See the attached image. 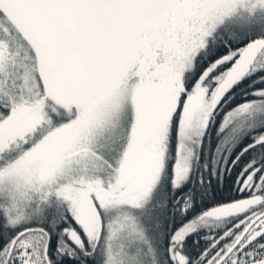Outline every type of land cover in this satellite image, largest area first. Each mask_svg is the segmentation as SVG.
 I'll return each instance as SVG.
<instances>
[{"label": "snow or ice", "instance_id": "obj_1", "mask_svg": "<svg viewBox=\"0 0 264 264\" xmlns=\"http://www.w3.org/2000/svg\"><path fill=\"white\" fill-rule=\"evenodd\" d=\"M0 264H264V0H0Z\"/></svg>", "mask_w": 264, "mask_h": 264}]
</instances>
